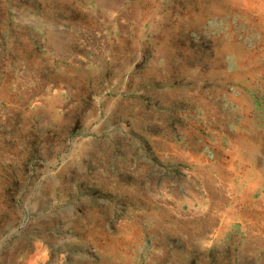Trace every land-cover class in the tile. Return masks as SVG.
<instances>
[{
  "label": "rangeland",
  "instance_id": "1",
  "mask_svg": "<svg viewBox=\"0 0 264 264\" xmlns=\"http://www.w3.org/2000/svg\"><path fill=\"white\" fill-rule=\"evenodd\" d=\"M0 264H264V0H0Z\"/></svg>",
  "mask_w": 264,
  "mask_h": 264
}]
</instances>
